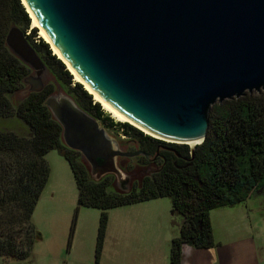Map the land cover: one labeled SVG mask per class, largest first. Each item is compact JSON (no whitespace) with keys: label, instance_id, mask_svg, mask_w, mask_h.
<instances>
[{"label":"water","instance_id":"95a60500","mask_svg":"<svg viewBox=\"0 0 264 264\" xmlns=\"http://www.w3.org/2000/svg\"><path fill=\"white\" fill-rule=\"evenodd\" d=\"M21 1L93 91L159 141L197 143L192 156L207 137L212 107L264 93V0ZM6 44L35 72L24 80L29 93H41L48 70L25 34L12 28ZM59 91L45 106L64 145L82 155L96 181H129L117 159L149 156L123 152Z\"/></svg>","mask_w":264,"mask_h":264},{"label":"trees","instance_id":"16d2710c","mask_svg":"<svg viewBox=\"0 0 264 264\" xmlns=\"http://www.w3.org/2000/svg\"><path fill=\"white\" fill-rule=\"evenodd\" d=\"M12 28L25 34L55 85L80 109L106 128L133 139L138 145L133 152L149 156L136 158L137 169L144 171L134 174L128 191L117 189L113 175L93 179L82 155L64 145L63 129L45 106L55 93V85H46L41 93H29L17 107L12 105L10 97L24 90V80L31 73L7 47ZM244 97L211 108L207 137L192 156L189 146L166 144L130 124L114 123L83 86L74 83L64 63L38 36V30L31 28L22 1L0 0V119L17 118L30 130L29 137L0 132V258L27 260L42 239L32 216L48 184L50 169L45 156L52 151H58L71 168L79 207L101 212L98 256L109 211L164 198L171 200L172 215L183 218L180 236L172 242L171 264H181L184 246L213 249L211 212L243 204L251 194L264 196V93ZM161 144L170 152L159 150ZM154 158L159 159L151 163ZM124 172L130 175L137 171L128 168ZM135 177L141 181L136 183Z\"/></svg>","mask_w":264,"mask_h":264},{"label":"rangeland","instance_id":"374dc122","mask_svg":"<svg viewBox=\"0 0 264 264\" xmlns=\"http://www.w3.org/2000/svg\"><path fill=\"white\" fill-rule=\"evenodd\" d=\"M29 76L36 77L35 72L31 70ZM42 80L45 85H55L49 72H43ZM55 87L54 94H57L59 87ZM30 89L31 86L25 85L24 90L11 96L12 105L17 107ZM114 123L118 122L114 120ZM99 124L123 152L138 149L133 139ZM0 132L30 136L29 128L14 117L0 119ZM127 160L117 161L120 171L122 164L135 168L136 173H143L144 170L137 169V159ZM45 161L50 169L49 180L32 216V224L42 239L34 245L27 260L0 258V264H171L172 242L180 236L183 218L172 215L170 199L109 211L98 256L101 212L79 207L74 176L68 162L58 151L48 153ZM83 162L86 163L84 158ZM89 170L91 172L90 167ZM122 173L129 178L124 170ZM133 179L136 183L141 181V177ZM116 184L119 190H128L129 181L116 179ZM210 219L216 246L210 250L184 246L181 264H264V196L251 194L243 204L212 211Z\"/></svg>","mask_w":264,"mask_h":264},{"label":"bare ground","instance_id":"6f19581e","mask_svg":"<svg viewBox=\"0 0 264 264\" xmlns=\"http://www.w3.org/2000/svg\"><path fill=\"white\" fill-rule=\"evenodd\" d=\"M24 1V0H23ZM25 4V2H24ZM26 10L30 16L31 19V28L38 30L39 37L50 46L53 55L56 56L59 60H61L64 65L67 68V71L70 72V74L73 76V80L75 83L80 84L83 86L84 90L92 97L93 101L96 104H99L101 109L109 115L113 120H115L118 123H127L130 124L132 127L140 130L141 132L145 133L146 135L156 138L158 140H161L160 138L150 134L125 116H123L121 113H119L115 108H113L108 102H106L101 96H99L95 91H93L89 85L77 74V72L70 66V64L65 60V58L61 55V53L57 50V48L54 46L50 38L47 36V34L44 32L42 27L40 26L39 22L35 18L34 14L31 12V10L28 8V6L25 4ZM197 143H189V146H196Z\"/></svg>","mask_w":264,"mask_h":264},{"label":"flooded vegetation","instance_id":"af4514ba","mask_svg":"<svg viewBox=\"0 0 264 264\" xmlns=\"http://www.w3.org/2000/svg\"><path fill=\"white\" fill-rule=\"evenodd\" d=\"M160 149L159 150H162V151H164V152H170V149L167 147V146H165V145H160V147H159ZM120 149H121V147H120ZM157 159H159V158H154V159H150L151 160V163H155L156 161H157ZM130 160V159H129ZM117 161H121V162H127L128 160H127V158H118L117 159ZM87 164V163H86ZM121 165V166H120ZM119 166L120 167H122L121 169H122V171L124 170V171H126V170H128V168L129 167H126V166H123L122 164H120ZM87 166L89 167V165L87 164ZM90 174H91V172H90ZM134 174H136V172H133V174H130V176H129V184L127 185V186H130V178H132L133 176H134ZM117 185V184H116ZM118 189V188H117ZM128 189H129V187H128ZM119 190V189H118ZM121 191H124V189L122 190L121 189Z\"/></svg>","mask_w":264,"mask_h":264}]
</instances>
